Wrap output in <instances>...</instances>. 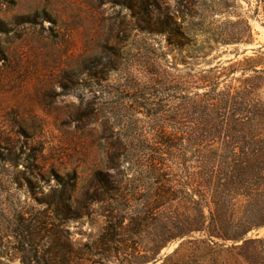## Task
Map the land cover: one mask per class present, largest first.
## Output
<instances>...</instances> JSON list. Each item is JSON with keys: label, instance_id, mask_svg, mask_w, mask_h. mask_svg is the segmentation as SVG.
Segmentation results:
<instances>
[{"label": "rangeland", "instance_id": "obj_1", "mask_svg": "<svg viewBox=\"0 0 264 264\" xmlns=\"http://www.w3.org/2000/svg\"><path fill=\"white\" fill-rule=\"evenodd\" d=\"M257 8V0H0V264H113V179L135 191L140 209L143 157L163 148L159 137L191 156L204 71L264 64ZM220 30L240 42L215 43ZM177 34L181 48L167 42ZM197 239L172 241L145 264L179 246L188 253ZM245 239V249L227 242L213 256L165 264H264V228Z\"/></svg>", "mask_w": 264, "mask_h": 264}, {"label": "trees", "instance_id": "obj_2", "mask_svg": "<svg viewBox=\"0 0 264 264\" xmlns=\"http://www.w3.org/2000/svg\"><path fill=\"white\" fill-rule=\"evenodd\" d=\"M257 6L264 25V0ZM166 20L175 26L171 17ZM159 33L168 36L170 29ZM177 36L167 42L181 48L186 39ZM240 40L223 30L213 36L223 45ZM251 61L244 59L239 69L218 65L204 71L199 81L208 90L196 95L191 156L174 155L171 136L159 137L163 148H149L143 157L148 183L140 209L131 204L135 191L126 192L113 179V264L153 262L168 243L193 234L200 239L191 251L181 253L179 246L162 264L174 257L193 261L197 252L213 256V247L227 242L245 249L252 242L247 234L264 228V64ZM236 72L240 76L231 77Z\"/></svg>", "mask_w": 264, "mask_h": 264}]
</instances>
